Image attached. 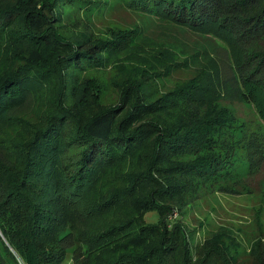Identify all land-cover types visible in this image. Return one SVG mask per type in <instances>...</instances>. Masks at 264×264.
Masks as SVG:
<instances>
[{"label":"trees","instance_id":"16d2710c","mask_svg":"<svg viewBox=\"0 0 264 264\" xmlns=\"http://www.w3.org/2000/svg\"><path fill=\"white\" fill-rule=\"evenodd\" d=\"M106 3L112 5L109 0L0 1V37L39 53L38 59L0 73V134L7 152L14 150L0 164V264H21L16 254L25 264H62L70 249L74 264H264L260 238L243 252L255 259L240 263L236 255L241 253L222 247L191 251L183 224L169 226V219L161 218L164 209L169 213L175 207L169 197L178 198L176 206L186 211L181 197L202 186L253 192L251 178L235 168L234 136L224 132L233 113L224 106L223 91L250 103L264 123V0H125L128 9L215 35L228 51V59L212 64L220 74L218 92L200 82V72H213L206 65L188 82L149 101L142 93L156 79L147 58H167L168 51L142 43L136 27H120L112 36L82 31V20H99ZM167 45L170 53L183 54ZM131 46L143 62L134 70L125 64L126 77L117 78L111 91L96 76L80 77L82 71L106 67ZM178 64L177 59L173 65ZM32 99L42 106L27 119ZM176 106L190 110L165 123ZM7 131L16 137H6ZM262 143L256 132L246 137L251 171L259 170ZM140 158L144 172L134 171L127 184L90 199L89 193H99L93 189L100 188L105 170ZM151 179L146 194L158 219L144 224L139 237L132 234L136 216L105 219ZM145 229L153 234L148 241Z\"/></svg>","mask_w":264,"mask_h":264},{"label":"rangeland","instance_id":"374dc122","mask_svg":"<svg viewBox=\"0 0 264 264\" xmlns=\"http://www.w3.org/2000/svg\"><path fill=\"white\" fill-rule=\"evenodd\" d=\"M4 1L12 3V0ZM109 1H112V5L107 7V3L104 4L106 10L104 14L100 15L99 20H96V18L92 21L82 20V31L93 30L101 36H112L114 32L120 30V27H136L139 31V40L142 43L153 45L156 52L168 51L167 58L162 55H153L147 58V61H150L153 65L156 79L155 86L149 85L147 89L143 90L142 94L147 101L156 99L165 94L167 90L188 82L206 65L209 66L207 70L213 72H210V74L200 72L199 74H204L203 81L200 82L211 92L220 90V74L215 71L218 66L212 64L213 62L221 64V60L228 59V51L219 37L194 32L187 27L174 24L158 16L128 9L124 6L125 0ZM28 16L31 17L32 14H28ZM167 44H171L183 54L178 57L177 54L170 53ZM138 56L134 47L131 46V48L119 52L106 67L90 68L82 71L80 77L96 76L105 88L111 91L112 87L116 86L117 78L123 79L126 77L125 64L128 65V68L134 70L135 66L143 62L141 58L137 59ZM38 57L39 53L35 48L25 49L9 42L7 36L0 37V73L13 64L25 60L34 61ZM177 59L179 64L174 66L173 63ZM158 71L160 72L159 75ZM134 79L138 81L141 78L137 74ZM198 81L195 79V82ZM223 96L225 97L224 106H228L233 113V121L228 122L224 132H227L230 138L234 136L231 138V144H235L234 148L236 149V158L233 160L234 165L239 174L248 175L249 180L251 178L253 192L235 194L222 192L214 186H202L199 191L181 197L185 201L184 209L186 208V211H183V207L178 208L176 206L180 203L178 198L169 197L168 200L170 199L175 207L169 213L164 209L161 218L165 216L166 219H169V226L177 221L183 224L189 237L190 250L204 247L212 249L222 247L224 251L229 249L234 254L241 253L236 255V259L242 263L246 259H255L252 252H243L244 250L251 251L250 249L253 248L256 239L260 238L264 244V155L257 157V161L260 162L259 170L251 171V163L245 147L246 137L252 132L260 135L263 140L262 144H264V123L250 103L230 98L228 91H223ZM171 97L172 101L176 100L175 95ZM40 106L42 104L39 100L32 99L26 107L25 118L28 119ZM175 109L176 112H173L166 120L163 119L165 123L186 115L190 110L188 108L184 111L183 107L180 106H176ZM17 113L22 114V111ZM5 136L13 139L16 137V132L7 131ZM7 149L8 143L4 139V135L0 134V164L8 154L14 151L12 149L7 152ZM144 162L145 160L142 158L138 161H121L119 165H114L111 170H109L110 168L105 170L99 183L100 188L93 189L94 192L99 193H89L90 199H95L94 196L100 198L102 195L113 191L116 185L127 184L131 173L140 170L145 171L146 167L142 165ZM167 163L168 160H162V164ZM149 182H154V179L141 184L131 202H127L124 207L107 212L105 219L117 221L136 216V221L132 227L135 233L132 234L139 237L138 234L142 233L144 224L155 222L158 219L157 212L149 209L151 204L150 194H146L151 188ZM180 211H183L182 214L179 213ZM106 224L107 222H103L102 226ZM97 225L96 221L91 223L93 228ZM144 234H146V240L153 237V234L146 233V229ZM16 256L19 261L25 262L20 255L16 254ZM62 264H74L71 249L66 254Z\"/></svg>","mask_w":264,"mask_h":264},{"label":"built area","instance_id":"2783aa9c","mask_svg":"<svg viewBox=\"0 0 264 264\" xmlns=\"http://www.w3.org/2000/svg\"><path fill=\"white\" fill-rule=\"evenodd\" d=\"M20 262H21V261H20ZM21 264H25V262H24V263L21 262Z\"/></svg>","mask_w":264,"mask_h":264}]
</instances>
